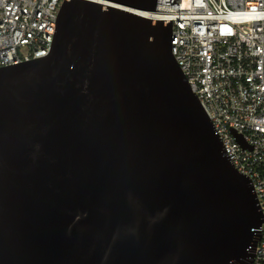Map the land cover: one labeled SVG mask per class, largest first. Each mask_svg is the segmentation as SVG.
<instances>
[{
	"label": "water",
	"instance_id": "95a60500",
	"mask_svg": "<svg viewBox=\"0 0 264 264\" xmlns=\"http://www.w3.org/2000/svg\"><path fill=\"white\" fill-rule=\"evenodd\" d=\"M156 2L64 0L49 53L0 67V264H251V180Z\"/></svg>",
	"mask_w": 264,
	"mask_h": 264
},
{
	"label": "built area",
	"instance_id": "2783aa9c",
	"mask_svg": "<svg viewBox=\"0 0 264 264\" xmlns=\"http://www.w3.org/2000/svg\"><path fill=\"white\" fill-rule=\"evenodd\" d=\"M63 1L0 0V67L49 53ZM155 12L171 21V53L264 216V0H157ZM260 233L251 264H264Z\"/></svg>",
	"mask_w": 264,
	"mask_h": 264
}]
</instances>
